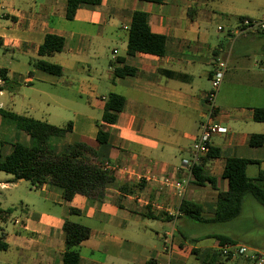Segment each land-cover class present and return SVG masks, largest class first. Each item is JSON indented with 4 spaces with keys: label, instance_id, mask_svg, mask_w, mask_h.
<instances>
[{
    "label": "crops",
    "instance_id": "0c3cea01",
    "mask_svg": "<svg viewBox=\"0 0 264 264\" xmlns=\"http://www.w3.org/2000/svg\"><path fill=\"white\" fill-rule=\"evenodd\" d=\"M66 9L65 0H0V70H6L10 80L0 92V108L57 127L71 122L72 132L56 137L57 153L83 146L90 164L130 167L135 175H115V182L101 187L100 198L77 195L70 202L49 185L32 187L39 192L38 198L56 209H33L20 217L2 215L0 238L7 251L15 252L17 260L12 264H62L66 221L91 230L79 248V264H146L150 260L155 264H203L208 259L202 252H193L218 251L215 236L264 251V244L231 231L198 234L192 222L214 223L177 216L182 201H190L205 207V219L213 217L218 193L228 190L222 177L228 158L259 161L260 165L248 166L250 178L264 170V147L249 145L252 135H264V123L253 119L254 109L264 108V34L237 35L240 18L264 19V0H164L162 4L103 0L101 5L79 8L73 21L67 20ZM136 11L147 14L154 34L167 38L163 56L127 55L128 32ZM47 35L64 38L61 54L39 56ZM221 58H228V69L218 92L216 117L227 133L211 141V148L219 151L206 166L214 185L198 186L183 165L191 160L192 146L200 135L211 73ZM41 59L61 66L63 75L34 69L32 63ZM125 66L141 75L115 78V69ZM46 86L59 91L49 94L43 90ZM29 90L38 98L33 99ZM112 93L126 99L125 110L113 125L102 121ZM4 122L0 116V130L5 132ZM100 130L109 134L107 144L98 142ZM20 131L23 144L19 136H13L16 143L36 145ZM163 177L180 179L185 186L183 195L163 186ZM13 180L1 177L0 190L29 183ZM125 184L129 187L121 190ZM7 210L0 201V211ZM252 213L264 216V206L246 197L240 216L230 222ZM8 222L12 227L3 231ZM258 226L254 223L251 229ZM167 236L173 239L171 255L164 250ZM215 264L249 263L230 258Z\"/></svg>",
    "mask_w": 264,
    "mask_h": 264
},
{
    "label": "trees",
    "instance_id": "16d2710c",
    "mask_svg": "<svg viewBox=\"0 0 264 264\" xmlns=\"http://www.w3.org/2000/svg\"><path fill=\"white\" fill-rule=\"evenodd\" d=\"M67 2L66 18L73 21L79 8L84 5L98 6L103 0H65ZM153 4H162L164 0H139ZM243 18H240L242 20ZM167 38L154 34L148 23L146 13L136 11L132 17V24L128 32L127 55L136 56L137 54H149L154 56H163L167 48ZM65 48V40L55 35H47L44 43L39 48L40 57H54L61 54ZM36 70L61 77L63 68L45 60H36L32 63ZM115 78H124L127 76H139L141 73L132 67H123L115 69ZM6 70H0V78L4 86L0 87V92L10 83L6 75ZM126 99L118 94H109L102 121L106 124H115L118 121V115L125 110ZM0 116L4 120L13 121L17 127L26 132L36 145L27 147L16 143L8 155H3V143L0 141V172L11 175L14 182L23 180L29 182L32 187L37 189L44 185L56 188L61 191L66 202H70L77 195L100 198L102 196L101 187L116 181L115 175L104 171L100 164H90L86 157L87 149L83 146L68 147L65 153H57L51 147H48L47 141L50 137H61L72 132V123L69 122L64 127H56L46 122L38 121L33 118L18 115L11 111L0 108ZM254 122L264 123V108L254 109ZM98 142L107 144L109 134L100 130L98 133ZM251 147H264V135H252L249 141ZM219 156V151L211 148L208 156L202 159L193 167L195 184L204 186L206 183L214 185V179L209 177L206 171L207 164ZM259 161L228 158L225 162L223 179L228 182V190L218 193L216 203L213 206V217L205 219L203 213L205 207L201 204L182 201L180 212L186 217L196 222H210L214 224H223L230 222L240 216L243 202L246 197H252L260 205L264 206V170H261L255 178L247 175L249 165H260ZM125 184L121 187L128 188ZM135 185L133 188H137ZM74 213L75 211H71ZM10 216L11 210L2 215ZM65 233V252L63 254L62 264H79L80 246L91 236V230L79 224L66 221L64 224ZM219 241L220 245L236 244L232 239L225 236L212 237ZM198 240H191V243H197ZM0 238V251H7ZM202 252L204 258L208 261H202L203 264H215L224 258L222 254L213 249L205 251H194L193 254ZM146 264H155V260H150Z\"/></svg>",
    "mask_w": 264,
    "mask_h": 264
},
{
    "label": "built area",
    "instance_id": "2783aa9c",
    "mask_svg": "<svg viewBox=\"0 0 264 264\" xmlns=\"http://www.w3.org/2000/svg\"><path fill=\"white\" fill-rule=\"evenodd\" d=\"M240 29L237 35H245L248 33H261L264 34V19L256 21L248 18L239 20ZM223 28H219L222 31ZM228 68V58L217 59L214 63V68L211 73V87L205 96V104L207 106V112L200 124V135L197 141L192 146V157L190 161L184 162L183 168L189 173L188 177L195 179L193 174V167L198 164L202 159L206 158L211 149V141L215 135H223L227 133V129L217 122L216 117V102L219 89L224 81L225 74ZM102 169L119 175L122 177L134 176V171L130 167H119L111 165L110 163H104ZM163 186L172 188L178 195H183L185 186L180 179H172L169 177H163ZM183 215L180 211L177 216ZM164 250L168 254H172L173 251V239L167 236L164 239ZM218 251L224 258H241L249 264H264V251L253 249L242 245L226 244L219 247Z\"/></svg>",
    "mask_w": 264,
    "mask_h": 264
},
{
    "label": "rangeland",
    "instance_id": "374dc122",
    "mask_svg": "<svg viewBox=\"0 0 264 264\" xmlns=\"http://www.w3.org/2000/svg\"><path fill=\"white\" fill-rule=\"evenodd\" d=\"M242 1L247 2L248 0ZM1 55L2 54L0 51V57ZM43 90H45V92L49 94H54L59 91L51 86H46L45 88H43ZM27 93H29L33 99L38 98L35 92H30L29 90L27 91ZM53 122L58 123V121L54 120ZM4 123L7 129L5 132L0 130V141L3 143V155L5 156L11 152L12 146L16 144V139H14V137L19 136V142L23 144L22 138L24 136L23 134H21L22 132L17 128L16 124L13 121L5 120ZM57 141H59V139H57L55 136L50 137L47 141L48 147H51L53 150H55ZM250 168L252 169V167ZM262 169H264V164L262 166ZM250 174H252V172L249 170V175ZM6 176L11 179L13 178V176L11 175L0 172V178ZM38 194L39 192L34 191L29 183H22L19 184L17 188L11 190H0V201L2 202V207L5 210L10 209L12 211V217H20L26 214H30L33 209L39 211H54L56 209V207H54L52 204L44 203L40 198H38ZM192 223H194L192 229L198 234H206L211 232L217 234H225L226 232L231 231L243 236H247L248 238H252L253 240L264 244V216L262 214L256 215L252 213V216H247L246 218L244 216L242 220L238 222L234 221L223 224L198 225L195 222ZM254 223H257L259 226L251 229V226ZM6 227H12V224L8 222L7 224L3 225V231L6 230ZM16 260L17 257L14 251H0V264H12L16 262Z\"/></svg>",
    "mask_w": 264,
    "mask_h": 264
}]
</instances>
